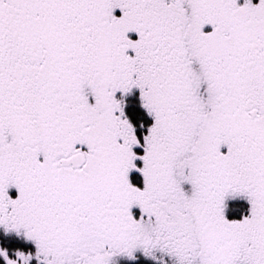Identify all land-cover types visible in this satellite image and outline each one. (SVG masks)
Listing matches in <instances>:
<instances>
[{"label":"snow or ice","instance_id":"1","mask_svg":"<svg viewBox=\"0 0 264 264\" xmlns=\"http://www.w3.org/2000/svg\"><path fill=\"white\" fill-rule=\"evenodd\" d=\"M264 264V0H0V264Z\"/></svg>","mask_w":264,"mask_h":264},{"label":"flooded vegetation","instance_id":"2","mask_svg":"<svg viewBox=\"0 0 264 264\" xmlns=\"http://www.w3.org/2000/svg\"><path fill=\"white\" fill-rule=\"evenodd\" d=\"M121 264H129L127 261H121Z\"/></svg>","mask_w":264,"mask_h":264}]
</instances>
